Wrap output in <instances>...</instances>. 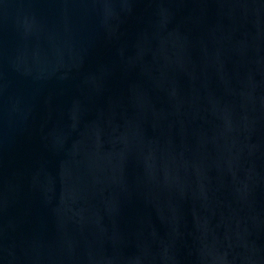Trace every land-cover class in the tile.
<instances>
[{"label":"water","instance_id":"obj_1","mask_svg":"<svg viewBox=\"0 0 264 264\" xmlns=\"http://www.w3.org/2000/svg\"><path fill=\"white\" fill-rule=\"evenodd\" d=\"M0 264H264V0H0Z\"/></svg>","mask_w":264,"mask_h":264}]
</instances>
